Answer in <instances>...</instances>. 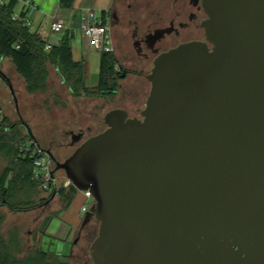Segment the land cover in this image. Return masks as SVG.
<instances>
[{
    "label": "water",
    "instance_id": "1",
    "mask_svg": "<svg viewBox=\"0 0 264 264\" xmlns=\"http://www.w3.org/2000/svg\"><path fill=\"white\" fill-rule=\"evenodd\" d=\"M203 5L213 48L159 54L142 119L109 110L64 161L29 128L55 164L50 187L63 170L93 196L96 264H264V0Z\"/></svg>",
    "mask_w": 264,
    "mask_h": 264
},
{
    "label": "trees",
    "instance_id": "2",
    "mask_svg": "<svg viewBox=\"0 0 264 264\" xmlns=\"http://www.w3.org/2000/svg\"><path fill=\"white\" fill-rule=\"evenodd\" d=\"M75 2L61 0V9H72ZM19 3L18 0L0 1V59L11 60L18 75L24 79L27 93L48 91L49 67L52 66L74 98L111 100L117 95L123 74L116 69L118 61L113 52H101L98 83L88 86L87 61L84 58L76 60L73 54L74 28L61 31L51 49L46 50L50 41L24 21L27 11L22 9L20 18H14ZM103 15L105 20V10ZM24 129L20 121L10 123L6 116H0V158L5 161L0 172V207L17 212L38 209L48 199L43 181L34 176V160L40 155L35 153L37 144ZM76 192L73 185L64 192V208L70 206ZM3 221L4 215L0 213V264H45V257L39 252L23 258L15 254L21 251L19 235L10 232L9 239H6L2 233Z\"/></svg>",
    "mask_w": 264,
    "mask_h": 264
},
{
    "label": "flooded vegetation",
    "instance_id": "3",
    "mask_svg": "<svg viewBox=\"0 0 264 264\" xmlns=\"http://www.w3.org/2000/svg\"><path fill=\"white\" fill-rule=\"evenodd\" d=\"M120 1L121 4L119 6H113L109 12L108 23L109 26L111 25L113 27L114 33L116 30H119V27H122L121 30L123 33H121L120 36H127L130 38V45L124 44L120 38L121 41L117 39L115 34L114 37L116 41H113V53L118 61L116 69L123 74V79H121L119 83V90L116 96L118 97L121 94L122 89L123 93L126 94L127 92L129 94L125 96V103L115 106L112 109L122 108L128 112L129 117L142 119V111L146 107V101L151 90V82L148 80L147 76L151 73L157 56L182 43L192 41L206 43L210 50L213 48V45L207 39L205 27L203 25L208 19V14L205 11L203 0ZM110 31L113 38L111 27ZM1 62L0 59V67ZM149 66H151L150 69ZM143 79L150 84V90H146L145 93H143L146 99L142 105L137 99L138 93L141 92L138 91L136 86L144 87ZM103 100L107 101L105 99ZM19 120L24 124L23 118ZM87 130L90 132L91 127L88 126ZM67 133L71 135V144L60 145V150L56 152L50 148L51 146L46 148L51 150V152L53 151L52 153L58 161H64L70 155L64 152L69 146L77 147L82 141L92 136L87 135L84 128L69 129ZM81 133L83 135L80 140L75 141L77 135ZM45 154L47 155V153ZM54 167L55 164L53 163L51 169ZM61 171L63 170L55 172V183L53 186L50 187L52 184L51 182L50 185L45 188L47 190L45 196H47L48 199L41 206L44 212L49 211V208L46 209L47 207L45 208V206H48L54 200H58L56 197H59V201L63 202V194L69 189V187H64L63 185L64 177L62 180L57 178V174ZM46 213L47 218H51L54 215V212ZM98 224L99 222L93 218L84 226H82L81 223L80 229L74 234L72 239L73 251H75L78 256L82 257L88 255V257L91 258L90 247L98 234Z\"/></svg>",
    "mask_w": 264,
    "mask_h": 264
},
{
    "label": "rangeland",
    "instance_id": "4",
    "mask_svg": "<svg viewBox=\"0 0 264 264\" xmlns=\"http://www.w3.org/2000/svg\"><path fill=\"white\" fill-rule=\"evenodd\" d=\"M87 6L95 9L97 21L99 19L104 20L102 10L94 6L91 0H88ZM17 9H19V4ZM63 17L68 26L73 25L75 27V37L72 41L74 58L76 60L84 58L87 61L88 74L86 84L88 86H95L99 80L102 53L95 48H91L89 51L84 48L83 32L80 26H75L72 10L65 11ZM104 22L106 23L107 20L105 19ZM45 26L49 27L50 23ZM121 28L119 27V30L115 31L116 38H120L124 44L130 45V38L120 36L123 33ZM59 35V33H55L48 40H56ZM1 61L0 68L10 78L18 100L17 109L7 82L0 77V111L2 115L6 116L10 123H17L20 121V118H23L24 131L29 132L30 128L40 146L44 149L51 146L50 148L54 152L60 150L59 148L62 144H71V135L67 133L69 129L84 128L87 135L103 131L107 127L104 122V115L113 107L125 103V96L129 94L127 92L126 94L123 93L122 89L121 94L112 100L104 101L100 98L74 99L68 89L59 83L61 80L60 76L52 66L49 67L50 83L48 91L45 93L29 94L24 90L23 85L19 81V75L16 73L15 66L11 60L1 59ZM143 83L145 88L136 86L138 91L141 92L138 93L137 99L142 105L146 99L143 93L146 90H150V84L145 80ZM88 126L91 127L90 132L87 130ZM75 147L69 146L64 152L69 155L74 151ZM4 165L5 161L0 158V172ZM63 177L65 178L64 171L57 174L59 180H62ZM56 199L60 200L59 197H56ZM93 202L94 199L86 197L84 191L77 190L70 204V213L72 212V215H76L82 221L86 214L85 211H82L83 205L88 204L90 207Z\"/></svg>",
    "mask_w": 264,
    "mask_h": 264
},
{
    "label": "crops",
    "instance_id": "5",
    "mask_svg": "<svg viewBox=\"0 0 264 264\" xmlns=\"http://www.w3.org/2000/svg\"><path fill=\"white\" fill-rule=\"evenodd\" d=\"M91 1L94 6L101 9L102 12L103 10L107 12V23L109 21V12L112 7L121 4L120 0ZM30 2L31 7H25V5L20 2L18 13L22 9L26 10L27 17L32 21L34 26L38 27L40 25L51 24L53 20L61 19L65 22V29L75 28L73 25L68 26L66 24L63 13L68 10L61 9V0H30ZM87 4L88 0H76L74 7L69 9L73 11L75 26L78 25L81 29L84 24L92 22L91 17H89L90 10L94 12L95 22L102 20H96L95 9L87 6ZM110 27L113 33V41L115 42V33L112 29L113 27L111 25ZM60 33L61 32H59V34ZM52 36L53 34H48L46 37L50 39ZM82 37L84 48L89 51L92 47L89 45L83 33ZM57 40L58 37L56 40L49 41L55 43ZM18 78L25 90L24 79L21 76H18ZM59 83L64 86L61 80ZM74 99L85 100V98ZM63 206L64 202L54 200L48 206H45V208L47 207L46 209L49 208V211L45 212L41 207L25 212L11 211L5 206L0 207V213L4 215L2 233L5 238L9 239L10 232L19 235L21 251L15 252L19 258H23L31 253L35 254L36 252H39L45 257V264H59L61 262H65L66 264H95L88 255L80 257L75 251H73L72 239L74 234L80 229L83 220L80 221L76 215H72V212L70 213V206L68 208H64ZM46 212H54V215L51 218H47Z\"/></svg>",
    "mask_w": 264,
    "mask_h": 264
},
{
    "label": "built area",
    "instance_id": "6",
    "mask_svg": "<svg viewBox=\"0 0 264 264\" xmlns=\"http://www.w3.org/2000/svg\"><path fill=\"white\" fill-rule=\"evenodd\" d=\"M1 1V0H0ZM23 3L25 7H31L30 0H18ZM89 17H91L92 22L84 24L82 26V32L84 37L87 39L89 45L92 48H95L101 52H113L114 44L113 38L110 31V26L106 22L104 23L102 20L95 22V15L92 10L89 11ZM14 18H20L19 13L14 14ZM24 21L33 29L37 30L41 35L47 36L48 34H55L63 31L66 27L65 22L61 19H55L51 22L50 26L47 27L45 25H40L38 27L34 26L32 21L26 16ZM52 47V43L46 44V50H50ZM2 115L0 111V116ZM39 152L40 155L34 160V176L43 181V187L47 188L50 183L53 181L51 177V164L49 163V159L47 155L43 152V150L37 145L35 148V153ZM64 187H69L72 185L71 181L64 178ZM86 197L92 198L93 196L90 191H84ZM88 204H85L82 208L83 211L87 212L89 210Z\"/></svg>",
    "mask_w": 264,
    "mask_h": 264
}]
</instances>
